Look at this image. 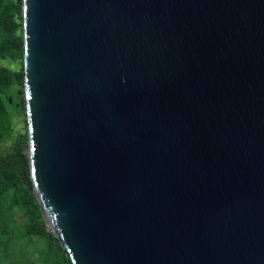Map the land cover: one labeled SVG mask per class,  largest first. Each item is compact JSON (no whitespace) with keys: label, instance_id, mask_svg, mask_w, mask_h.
<instances>
[{"label":"water","instance_id":"water-1","mask_svg":"<svg viewBox=\"0 0 264 264\" xmlns=\"http://www.w3.org/2000/svg\"><path fill=\"white\" fill-rule=\"evenodd\" d=\"M20 34L70 264H264V0H20Z\"/></svg>","mask_w":264,"mask_h":264},{"label":"trees","instance_id":"trees-1","mask_svg":"<svg viewBox=\"0 0 264 264\" xmlns=\"http://www.w3.org/2000/svg\"><path fill=\"white\" fill-rule=\"evenodd\" d=\"M20 0H0V61L4 59L21 61ZM11 85H22V67L0 63V140L9 134L11 119L4 103L3 94ZM20 92L22 89H18ZM26 133H19L10 149L0 150V195L11 191L13 200L21 208V213L29 220L25 233L36 237L47 236L49 245L55 249V264H70L56 238L45 225L35 197L30 193L27 158L23 150Z\"/></svg>","mask_w":264,"mask_h":264},{"label":"rangeland","instance_id":"rangeland-1","mask_svg":"<svg viewBox=\"0 0 264 264\" xmlns=\"http://www.w3.org/2000/svg\"><path fill=\"white\" fill-rule=\"evenodd\" d=\"M0 63L11 69L21 65V61L11 59L1 60ZM20 88L22 89V85H11L3 94L11 119V129L0 140L2 151L10 149L19 133H26L22 91L18 90ZM23 152H26V146ZM10 192L9 190L0 195V264H55L57 255L49 245L48 237L25 233L29 220L21 213V208Z\"/></svg>","mask_w":264,"mask_h":264}]
</instances>
